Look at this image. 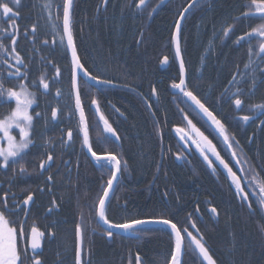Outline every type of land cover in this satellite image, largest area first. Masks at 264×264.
Here are the masks:
<instances>
[{"label": "trees", "instance_id": "16d2710c", "mask_svg": "<svg viewBox=\"0 0 264 264\" xmlns=\"http://www.w3.org/2000/svg\"><path fill=\"white\" fill-rule=\"evenodd\" d=\"M58 2L63 5V0ZM138 2L73 0L71 27L78 56L92 74L112 81L89 93L91 101L93 97L97 99L100 113L120 138L119 147L105 139L106 132L97 121L98 129L105 133L99 136L103 140L101 148L94 146L93 150L115 154L121 161L119 183L106 206L107 218L114 223L169 219L182 236L185 228L191 233L197 229L216 264H264V209L251 182L254 176L257 181L264 177V125L240 119L244 115L252 118L264 110L252 107L264 105V73L259 71L264 69V61L253 55L256 62L245 67L249 64V43H236L238 36L264 21L243 18L249 0H146L139 9ZM190 4L179 40L186 83L225 125L228 145L239 164L246 165L239 178L249 195L247 202L241 201L236 189L232 196L225 188L223 184L233 185L221 165L214 162L209 168L191 144L187 143L189 150L185 151L173 136L172 130L181 128L194 137L184 120L188 116L211 139L220 157L228 161L224 141L214 137L210 126L183 96L171 94L172 83H179L172 52L173 30L179 13ZM235 17L240 19L234 23ZM229 25L233 28L225 36L223 29ZM58 31L62 33L61 26ZM259 42L258 37L251 40L256 51ZM54 47L58 48L57 58L51 63L61 70V75L52 84L61 86L62 97L70 99V58L64 46ZM164 58L170 60V65L161 70ZM233 74L236 81L222 95ZM79 88L84 99L87 87L82 82ZM236 98L242 100L240 109L233 103ZM52 103L51 98L50 106ZM38 156L34 153L29 160ZM110 175L106 169L98 171L86 165L79 174L69 177L62 190L58 189V210L48 218L55 223L56 232L51 246L56 253L61 247L65 264H74L75 225L80 223L83 264H136L138 257L140 264H168L174 239L167 229H138L139 235L132 238H108L102 231L95 211ZM51 204L38 202L37 211L47 210ZM194 261L199 264L197 259ZM182 264L195 263L183 256Z\"/></svg>", "mask_w": 264, "mask_h": 264}, {"label": "snow or ice", "instance_id": "6c2138e0", "mask_svg": "<svg viewBox=\"0 0 264 264\" xmlns=\"http://www.w3.org/2000/svg\"><path fill=\"white\" fill-rule=\"evenodd\" d=\"M21 0H0V11L3 13V17L5 18H13L17 16V12L14 11V7L11 5H15L17 8L20 5ZM146 0H139L136 4V7L139 9L143 5H145ZM163 0H161V3ZM194 2V0H193ZM107 3V0H105ZM191 5L186 7L179 13L180 19L175 21L176 31L172 35V40L176 44V55L179 58L180 56V47L178 42V35L181 31L182 20L185 18V14L189 11ZM248 9L247 12L243 13V18L247 19L249 16L258 15L259 18L264 21V0H249V2L245 5ZM51 8V0L48 5H46V9ZM72 9H73V0H63V16H62V26L63 32L62 35L57 30L55 24H52L53 31L57 33L59 36V44L60 46L65 47V54L70 52L71 54V88L75 93V108L79 113V123H80V131L83 134V147L87 148V151L91 153L93 160L97 163V165L102 169H108L111 171V177L107 180V186L102 189L103 194L98 198V207L96 208L95 215L99 218L100 221L103 222L107 227L102 229L106 236L109 238L113 237L114 233L112 229L123 230L124 233H129L134 236H138L139 232L136 230L138 225H142L145 223H159L168 226L171 229V234L174 237V247L171 251V257L168 261V264H182L181 256L184 253L185 249V241L187 239V246L189 248H194V250L198 251L199 255L203 257L204 261H207V264H216L213 257L209 254V250L206 248L205 244L202 242V239H197L192 235L191 232H188V229L185 228L183 231L187 233V238L181 235V230L177 228L175 223H172L169 219H157V220H142V219H131L125 220L123 223H114L107 218L106 215V206L109 203V196L111 190L114 185V181L118 178V173L121 171V161L115 154H107V155H97L95 151H93L91 144L89 142V129L85 117L84 108L81 105V94L79 91L80 82L82 81L84 85L89 88H92L94 85L89 84L88 81H93L95 84H104L111 85L112 81L110 79L102 78L98 75L92 74L91 71L81 62L77 48L74 44L73 33H72ZM151 15V14H150ZM59 19V18H58ZM240 17L233 18L234 23L238 22ZM49 22L51 23V14L49 13ZM233 26L229 25L223 29L225 36L229 35ZM37 31L36 25L33 24L32 33ZM12 40V44L15 45L17 43V36L15 34H8ZM27 35V33H26ZM253 37L259 38L258 51H256L251 45V40ZM66 39V45H65ZM247 41L249 43V64H246L245 67H251L252 63L256 61L252 60V56L255 55L260 57L261 61H264V23L260 24L258 27L253 28L250 32H246L241 36L237 37L236 43L240 44L241 42ZM47 43V41H45ZM55 43V41H54ZM0 51H5V46L0 44ZM12 52L15 54L16 65H12L9 63L7 59L3 61V64L7 65L6 68L0 70V107H4L7 105L5 109L8 114L0 119V158H2V162H0V168H7L9 160H13L14 163L19 160L24 159L25 150H28L30 145L34 144V140L30 135L31 130L34 128V119L36 117H40L42 113L37 112L34 115L30 112V109L34 104L37 103L36 91H30V88H36L37 84L33 81L31 84H26L24 81L28 79V65L24 64L23 59L16 53L15 47H13ZM167 58H165L166 62ZM23 66V70L22 67ZM262 73H264V69H260ZM6 73V75H5ZM56 76H60V69H56ZM15 79L18 81V87L16 84H13L11 87H4L5 81H11ZM255 75L253 74V85L255 84ZM236 81V76L233 74L232 80L229 83H233ZM39 88L43 89L44 92L50 91V84L46 81V79L42 76L39 80ZM171 87L173 89H177L180 93H182L183 97L187 98V101H190L192 105L195 106V109H198L200 113H202L211 123L215 126L216 130L219 134L224 137V143H229V137L226 135L225 125L221 122L220 119H217V116L213 114L212 111L209 110L208 107L205 106V103L202 102L200 98H198L197 94H194L192 90H189L188 85L185 79V66L183 61L180 63V76L179 83L173 82ZM227 91V90H226ZM239 93V89H238ZM43 94V93H41ZM60 90H57L56 95L59 96ZM156 94L155 89H153V95ZM14 103V106H13ZM235 107L240 109L242 106V100L240 98H236L233 101ZM98 101L95 97L92 99V105H97ZM254 109L264 108V105H253ZM186 111V109H185ZM96 112L99 113L100 109L97 106ZM58 115L57 108L53 107L51 109V117L52 120H56ZM100 120L103 121L105 125V131L110 133L112 137H115L119 140V136L113 130L111 125L108 123V120L105 119L103 114L99 116ZM241 120L247 122L251 119L250 116L244 115L240 117ZM184 120L188 122V126L191 128L193 132L196 133V136L199 139H193V143L196 144L197 150L200 155L204 158V160L208 163L209 168L213 167V161L209 159L207 155L208 152H211L216 160L219 161L220 165L226 170L228 174V179L232 181V185L236 189V194L241 199L242 202H247L249 200V195L245 191V189L241 186V179L233 172L232 168L229 167L228 163H225L224 159H222L219 153L216 151L215 146H213L212 141L208 139L207 136L204 135L203 132L200 131L199 128L192 122V120L188 119V116H184ZM47 123V121H46ZM264 125V122H262ZM18 130V138L17 134H14ZM178 133L183 132V129H176ZM108 137H105L107 139ZM184 138L183 136L181 137ZM234 139V137H233ZM72 140V132H68V141ZM68 141H62L63 144H67ZM49 143L48 140H45V145ZM6 144V146H5ZM229 147L231 145L229 144ZM179 158V157H178ZM233 158H235V153H233ZM53 160V155L48 154L46 160H41L40 168L44 169L46 167L47 162ZM239 163V161H237ZM67 164V161H65ZM213 171L216 170L213 168ZM26 169L24 165L21 163L20 165V173H25ZM259 175V174H257ZM49 180L52 179L51 176L48 177ZM252 184H254L258 189V201L262 209H264V181H257L256 177L252 178ZM33 201V195L29 194L24 200L23 205L24 208L20 209L24 211L25 214L28 212V205ZM55 203V201H53ZM248 207L252 209V205L248 204ZM15 208L19 209L20 205L16 204ZM14 209L9 208L7 203L5 202L3 206H0V264H26L27 261H30L31 264H43L42 259L36 255V250L41 247L40 245V237L44 236L43 232H40L36 226L31 227L30 233H27L24 230L23 224L24 221L21 222L19 229L14 225V221H11L8 218V213L13 211ZM51 211V209H49ZM213 212H216V209H212ZM193 228L196 227L195 224L192 225ZM262 234H264V227L261 228ZM50 236H53L54 233H49ZM18 240L24 241L25 249L21 252L18 249ZM82 245H83V227L80 223H76L75 225V262L74 264H83L82 261ZM31 249L33 252V256H28V249ZM137 264H140L139 257L137 258Z\"/></svg>", "mask_w": 264, "mask_h": 264}, {"label": "flooded vegetation", "instance_id": "af4514ba", "mask_svg": "<svg viewBox=\"0 0 264 264\" xmlns=\"http://www.w3.org/2000/svg\"><path fill=\"white\" fill-rule=\"evenodd\" d=\"M49 3L50 0H21L18 8L15 5H11L14 7V11L17 12V16L11 19L3 17V13L0 11V44L5 46V51H0V70L7 67V65L3 64L5 59L12 65H16L15 54L12 52L13 47H15L16 53L23 59L24 64L29 66L28 79L24 82L31 84L35 81L37 84L36 88H30V91L37 92V103L32 106L30 112L34 117L37 112L42 113L40 117L34 119V128L30 132L34 144L30 145L28 150H25L23 155L26 157L15 163L10 159L7 168H0V206H3L6 202L9 208L14 209L8 213V218L15 222L13 226L19 229L21 222L24 221L23 227L27 233H30L32 226H36L40 232L44 233V236L40 237L41 251L36 253L42 259L43 264H65V257H61L63 255L61 247L60 252L56 253L53 246H51L56 241V232L53 229L55 223L50 222L48 218L51 212H57L58 210V208L56 209L58 204L56 203L57 199L55 196H57L58 189L62 190V187L66 186L65 182H68L69 177L72 174H79L83 166L89 165L96 170V167H98V170L103 169L89 157L86 151L87 148L83 147V134L80 131L79 117L75 109L73 94L71 93L70 99H64L62 97V87L53 86L52 84L54 79L60 77L56 76V71L52 73L50 71L53 67L51 59L57 58L58 48L54 46L59 44V39L51 36L49 30L52 28V24L56 25L57 30L61 26L62 30L63 5L59 4L57 0H51V8L46 9V5ZM49 13L51 14V23L49 22ZM33 24L37 28L35 33H32ZM8 34H15L17 36V43L15 45L12 44V40ZM21 67L23 70V66ZM42 76L49 84H52L53 87L50 86V91L44 92L43 89L38 87ZM13 84H16L18 87V81L15 79L5 81L4 87H11ZM54 84L56 85V82ZM232 84L227 86V91L224 90L222 95L228 92ZM58 89L61 93L59 96L56 95ZM86 91L87 95L85 98H81V105L84 108L89 129V142L92 149H94V146L98 148L99 145L103 144V140L99 136L103 135L104 131L103 129H98V118H96V112L91 108L92 101L89 98V93L93 89L87 87ZM51 98L53 99V103L50 106ZM53 107L58 110L56 120H52L51 117V109ZM6 108L7 105L0 107V119H3L8 114L5 110ZM46 109L50 110L49 114ZM44 112L46 113L44 114ZM250 120L260 122L259 127H261L262 122H264V110ZM69 131L72 132L71 141H68ZM14 134H17L18 138V130ZM107 137L112 141L111 135H107ZM193 139L191 138L189 142L195 147ZM45 140L49 141L47 145H45ZM62 141H68V143L63 144ZM223 148L224 154H226L229 161L224 160L225 163H228L229 167L232 168L238 177H242V167L237 163L236 156L233 158L231 147L227 148L224 143ZM34 153L40 156L36 160L30 161L29 158ZM48 154L53 155V160L47 162L46 167L41 169L39 166L40 162L41 160H46ZM97 155L106 154L97 153ZM65 161H67V164H65ZM0 162H2V158H0ZM21 163L26 169L25 173H20ZM49 176L52 177L51 180L48 179ZM29 194L33 195V201H31L28 212L25 214L20 209L24 208L22 202ZM38 202H52L49 208L51 211L48 208L47 210L44 208L41 212H38V209L40 211V205H37ZM16 204L20 205L19 209L15 208ZM49 233H54V235L50 236ZM18 249L21 252L24 251V241L18 240ZM28 256H33L30 248L28 249ZM26 264H31V262L27 261Z\"/></svg>", "mask_w": 264, "mask_h": 264}, {"label": "water", "instance_id": "95a60500", "mask_svg": "<svg viewBox=\"0 0 264 264\" xmlns=\"http://www.w3.org/2000/svg\"><path fill=\"white\" fill-rule=\"evenodd\" d=\"M185 16H186V14H185ZM249 17H255V18H259V16L258 15H253V16H249ZM180 19V18H179ZM182 23H183V20H182ZM62 25V24H61ZM63 27V26H62ZM175 31H176V29H175ZM62 32H63V28H62ZM180 33H179V35H178V42H179V47H180ZM65 45H66V39H65ZM173 47H174V50H175V56H176V61H177V64H178V68H179V72H180V63H181V61H182V59H181V55L179 56V58L177 57V55H176V44L173 42ZM68 57L70 58V61H71V54H70V52H68ZM261 56H264V54H261ZM165 60H163V62H161L162 63V66H161V70H165V69H167V67H168V62L166 61V62H164ZM90 84H94V82L93 81H88ZM231 84V83H230ZM173 91V93L172 94H178V95H182V93H180L177 89H173L172 90ZM73 98H74V102H75V93L73 92ZM185 98V97H184ZM185 100H186V102L188 103V105H190L191 104V102L190 101H187V98H185ZM91 108H93V110H94V112H96V106L95 105H92V107ZM191 108L210 126V128L213 130V132H214V134H216V136L221 140V141H224V137H222L220 134H219V132L216 130V128H215V126L211 123V121H209L208 119H207V117H205L202 113H200L199 112V110L198 109H195V106L194 105H192L191 106ZM76 109V108H75ZM78 113V112H77ZM100 112L99 113H97L96 112V115H97V117L96 118H98V120L100 121V123L102 124V126H103V129H104V131H105V125H104V123H103V121H101L100 120V118H99V116H100ZM78 117H79V113H78ZM79 119V118H78ZM106 132V131H105ZM174 132V134L178 137V140H179V142L181 143V144H189L190 142V140H191V138H193V137H191L190 135H188L186 132H181V133H178L176 130H174L173 131ZM107 133V132H106ZM107 135H111L110 133H107ZM192 135H194V137L196 138V139H198L197 138V136H196V133L195 132H193V134ZM184 137L183 139L181 138V137ZM112 137V136H111ZM191 137V138H190ZM113 139H115L117 142H118V140L115 138V137H112ZM191 144V143H190ZM226 144V143H225ZM192 145V144H191ZM195 145V149H196V151L198 152V154L200 155V153H199V151L197 150V147H196V144H194ZM226 147L227 148H229L228 147V144H226ZM86 151H87V149H86ZM88 152V151H87ZM88 155H89V157L93 160V158H92V156H91V153H89L88 152ZM201 156V155H200ZM202 157V156H201ZM203 159V158H202ZM94 161V160H93ZM222 166V165H221ZM222 168H223V166H222ZM224 169V168H223ZM224 171H225V173H226V175H228L227 174V172H226V170L224 169ZM119 175H120V172L118 173V178H119ZM118 178H117V180H118ZM117 180H115L114 181V185H113V188H112V190H114V187H115V185H116V183H117ZM112 190H111V193H112ZM110 193V194H111ZM109 199V198H108ZM31 203V202H30ZM30 203H29V205H30ZM29 205H28V207H29ZM214 213V215H215V212H213ZM97 222H98V224L100 225V227H101V229H105L107 226L106 225H104L103 224V222L102 221H100L99 220V218L97 217ZM153 227H155V228H163L164 230L165 229H167L168 231H170L171 232V229L168 227V226H166V225H163V224H159V223H145V224H142V225H138L137 226V229L136 230H138V229H143L144 230V228H153ZM112 231H113V233H114V235H118V236H122V237H126V238H132L134 235H131V234H129V233H124L123 232V230H119V229H112ZM194 232V236L196 237V234H197V232L194 230L193 231ZM186 235V238H187V233L185 234ZM197 236H198V238H200L199 237V235L197 234ZM173 239H174V237H173ZM201 239V238H200ZM187 240V239H186ZM174 241V240H173ZM203 242V241H202ZM39 251H41V247L39 248V249H37L36 250V253L37 252H39ZM195 251V254L200 258L199 260H201V262L203 263V264H207V261H204L203 260V257H201L200 255H199V253H198V251H196V250H194ZM183 255H184V253H183ZM183 255L181 256V260L183 259Z\"/></svg>", "mask_w": 264, "mask_h": 264}, {"label": "bare ground", "instance_id": "6f19581e", "mask_svg": "<svg viewBox=\"0 0 264 264\" xmlns=\"http://www.w3.org/2000/svg\"><path fill=\"white\" fill-rule=\"evenodd\" d=\"M57 1H61V0H57ZM167 1H171V0H167ZM191 5V4H190ZM189 7V6H188ZM188 13V12H187ZM186 13V14H187ZM63 15V14H62ZM248 18H255V17H248ZM178 20V19H177ZM176 29V28H175ZM174 32H175V30H173ZM49 33H50V35L51 36H53L54 38H56V39H59V36L57 35V33L56 32H54L53 31V28H50V30H49ZM180 34H181V31H180ZM61 35H62V33H61ZM180 50H181V48H180ZM172 52H174V61H175V63H176V65H177V67H178V64H177V61H176V56H175V50H174V47H173V51ZM180 55H181V51H180ZM181 59H182V55H181ZM163 60H165V58L164 59H162V61L161 62H163ZM167 62H168V67H169V65H170V60L169 59H167L166 60ZM183 61V60H182ZM160 62V68H161V66H162V63ZM167 67V68H168ZM56 67H52L51 68V73L52 72H55L56 71ZM70 71H71V61H70ZM60 72H61V70H60ZM178 72H179V68H178ZM179 76H180V72H179ZM185 79H186V82H187V78H186V70H185ZM94 86L92 87V89L93 90H97L98 89V86H100V85H102V84H93ZM51 86V85H50ZM80 87V86H79ZM69 90H70V92L73 94V90H72V88H71V82H70V87H67ZM173 88H171V92L173 93ZM79 91H80V88H79ZM171 93V94H172ZM80 94H81V92H80ZM174 96H183V95H178V94H173ZM252 120H249V121H247V122H251ZM176 129H178V128H174L173 130H172V132L174 131V130H176ZM181 129V128H180ZM202 132V131H201ZM211 133L214 135V137L215 138H217V136H216V134H214V132H213V130L211 129ZM173 134H174V132H173ZM205 135V134H204ZM173 136H175V138L177 139V141L179 142V140H178V137L174 134ZM206 136V135H205ZM198 139H199V137H197ZM193 139V138H192ZM208 139L209 140H211L209 137H208ZM112 144H114V145H116V146H118L119 147V145H120V141L118 140V142L115 140V139H112ZM179 146H181L185 151H188L189 150V147H188V145L187 144H181L180 142H179ZM100 147V146H99ZM101 148V147H100ZM26 157V156H25ZM88 166V165H87ZM241 167H243V168H246V165L245 164H243L242 163V166ZM97 169H98V167H96ZM99 171V170H98ZM110 177H111V175H110ZM119 179H120V175H119V178H118V180H117V183H116V185H115V187H114V189L116 188V186L118 185V183H119ZM262 181H264V177L262 176ZM224 186H225V188L232 194V196H234L235 195V188L233 187V186H226L225 184H223ZM106 186H107V184H106ZM256 190V191H255ZM255 193H257V195H258V192H259V189L255 186ZM103 194V193H102ZM109 199H110V196H109ZM153 228H155V227H153ZM160 229H163V228H160ZM196 232H197V234L199 235V237L200 238H203L202 239V241H203V243L205 244V239H204V237L202 236V234L196 229L195 230ZM170 232V231H169ZM171 233V232H170ZM197 234H196V238L197 239H200V238H198V236H197ZM172 235V234H171ZM116 236H118V235H116ZM194 236V235H193ZM108 237V236H107ZM119 237H122V236H119ZM109 238V237H108ZM124 238H126V237H124ZM172 238H173V236H172ZM173 241V240H172ZM173 247H174V241H173ZM83 252H84V245H82V254H83ZM75 256V255H74ZM184 258L186 257L188 260H190V261H193L195 264H196V261H194V260H196L197 259V261L199 262V264H203L202 262H201V260H199L200 258L195 254V251H194V248H189L188 246H187V240H186V243H185V249H184ZM82 257H83V255H82ZM186 260V259H185ZM182 261H183V259H182ZM136 264H137V262H135Z\"/></svg>", "mask_w": 264, "mask_h": 264}, {"label": "rangeland", "instance_id": "374dc122", "mask_svg": "<svg viewBox=\"0 0 264 264\" xmlns=\"http://www.w3.org/2000/svg\"><path fill=\"white\" fill-rule=\"evenodd\" d=\"M194 139H196L195 137H193ZM207 155L209 156V159L213 162H215L217 165H220L219 161L216 160V157L211 153V152H208ZM203 158V157H202ZM204 160V158H203ZM205 161V160H204ZM206 162V161H205ZM207 163V162H206Z\"/></svg>", "mask_w": 264, "mask_h": 264}]
</instances>
